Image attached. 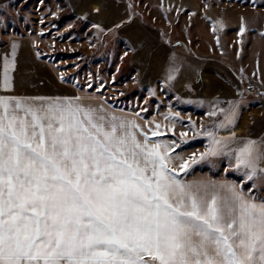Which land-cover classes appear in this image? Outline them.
<instances>
[{
  "label": "snow or ice",
  "instance_id": "1",
  "mask_svg": "<svg viewBox=\"0 0 264 264\" xmlns=\"http://www.w3.org/2000/svg\"><path fill=\"white\" fill-rule=\"evenodd\" d=\"M241 102L213 105L220 129ZM200 134L208 147L176 156L179 171L227 156L251 188L182 178L170 142L102 104L0 96V264H264V137Z\"/></svg>",
  "mask_w": 264,
  "mask_h": 264
},
{
  "label": "rangeland",
  "instance_id": "2",
  "mask_svg": "<svg viewBox=\"0 0 264 264\" xmlns=\"http://www.w3.org/2000/svg\"><path fill=\"white\" fill-rule=\"evenodd\" d=\"M238 1L249 5L250 0ZM132 3L135 13L146 16L154 25L158 24L160 18L156 17L155 10L143 6L141 0H132ZM251 13L247 12L253 18L255 14ZM263 25L247 22L243 32L239 27L237 31L232 29L223 32L224 35L218 34L231 47L227 64L234 72L240 68L245 80L243 86L236 79L225 85L214 71L211 76H206V80L197 79L196 86H186L177 92L172 87L139 86L138 77L130 67L129 48L123 41L113 31H101L75 18L65 2L0 0V45L13 35L31 36L38 54L53 63L59 76L63 74L62 79L76 85L86 104H102L108 113L134 119L150 133V143L158 140L170 142L172 152L169 155L174 156L173 166L178 168L179 176L226 175L236 179L245 190L251 188L252 183L245 179L244 172L228 166L227 157L210 158L213 159L212 164L198 161L183 171H179L181 161L175 157L187 159L193 153L199 156L205 151L210 138L201 135L202 132L212 130L219 136H227L225 129L219 128L224 114L215 111V115H212V112L213 105L227 109L231 100H242L236 123L229 127H238L236 136L253 139L264 137ZM212 37L208 45L214 47L218 42L217 35ZM202 57L212 62L220 59L217 54ZM217 65L222 68L219 63ZM225 74L229 80L232 78L228 77L227 72ZM153 130L155 135H151ZM252 191L257 196H264V185L257 182V187Z\"/></svg>",
  "mask_w": 264,
  "mask_h": 264
},
{
  "label": "crops",
  "instance_id": "3",
  "mask_svg": "<svg viewBox=\"0 0 264 264\" xmlns=\"http://www.w3.org/2000/svg\"><path fill=\"white\" fill-rule=\"evenodd\" d=\"M65 2L75 18H80L91 26L99 25L97 28L101 31H113L114 35L123 41L129 48L130 67L138 77L139 86L172 87L177 92L186 86H196L197 79L206 80V76H211L214 71L219 81L225 85L228 81L236 79L243 86L245 80L240 68L234 72L231 65L227 64L231 47L218 34L224 35L223 32L232 29L237 31L241 23L244 25L247 22L264 23V0L256 2L250 0L249 5L238 0H141L143 6L155 10L156 17L160 18L156 25L146 16L133 11L135 5L132 0H65ZM247 12L249 14L252 12L255 16L250 18ZM212 35H217L218 42L214 47L208 45L214 38ZM14 43L16 47L13 56ZM195 44L198 45V49ZM208 54L219 55V61L212 62L202 57ZM5 57L10 62L14 61V66L10 64L7 70ZM171 68H176L177 72L173 79L168 80ZM6 71L11 85L8 88L3 87ZM226 72L228 77H232L230 80ZM0 96L24 98L79 96L83 102L85 101L76 85L62 79L53 63L38 54L33 38L24 35L10 36L0 45ZM236 129L238 127L227 128L224 134L228 135L231 131L236 133ZM181 177L187 180L212 179L235 182L241 187L236 179L226 175L200 174Z\"/></svg>",
  "mask_w": 264,
  "mask_h": 264
},
{
  "label": "trees",
  "instance_id": "4",
  "mask_svg": "<svg viewBox=\"0 0 264 264\" xmlns=\"http://www.w3.org/2000/svg\"><path fill=\"white\" fill-rule=\"evenodd\" d=\"M62 2H65V0H61ZM66 3V2H65ZM67 5V4H66ZM68 6V5H67Z\"/></svg>",
  "mask_w": 264,
  "mask_h": 264
}]
</instances>
